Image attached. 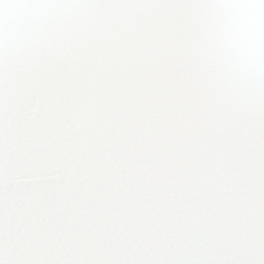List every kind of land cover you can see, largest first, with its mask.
<instances>
[{"label": "snow or ice", "instance_id": "1", "mask_svg": "<svg viewBox=\"0 0 264 264\" xmlns=\"http://www.w3.org/2000/svg\"><path fill=\"white\" fill-rule=\"evenodd\" d=\"M0 264H264V0H0Z\"/></svg>", "mask_w": 264, "mask_h": 264}]
</instances>
